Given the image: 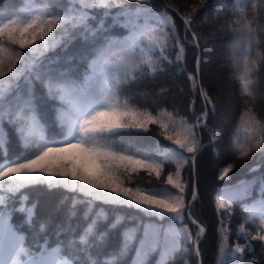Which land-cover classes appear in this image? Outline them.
<instances>
[{
    "label": "snow or ice",
    "instance_id": "snow-or-ice-1",
    "mask_svg": "<svg viewBox=\"0 0 264 264\" xmlns=\"http://www.w3.org/2000/svg\"><path fill=\"white\" fill-rule=\"evenodd\" d=\"M133 2L138 5L136 8L129 6ZM234 2L239 3L240 0ZM26 3L32 7L24 12L17 10L5 14L0 11V41H3L6 34L8 43H18L23 50H11L14 59L9 60L7 71L4 70L5 60L0 56V155L4 157L0 159V264H120L121 257L127 255L130 246L136 242L137 230H125L118 251L94 256L91 250L102 245L109 232L121 223L119 216L109 223L107 211L103 207L96 208L97 202L134 208L147 216L172 221L169 228L163 230L151 225L144 226L143 238L139 240L133 261V264H144V258L163 245L160 264H167L168 257L174 256L179 250L180 241L187 244L192 240L187 225L176 227L174 222L179 220L183 224L187 218L192 223H197L192 219L190 211L197 193L193 189L192 200L185 204L186 185L179 179L174 180L171 174L167 177V184L177 189L176 194L169 189L149 187L139 182L135 188L125 186L126 183L132 184L133 174L138 175L141 169L150 170L159 178L164 162L158 164L150 161L147 150L137 148L133 151L131 146L118 151L115 138L122 130L147 131L150 124L159 123L148 109H137L130 102L132 97L125 96L121 99V85L136 82V73L143 72L145 67L150 69L149 75L154 78L157 73L156 65L167 59L163 52L168 41L177 35L174 22L164 13H154L150 8L143 7L144 4H150L151 0H66L65 7H58L56 0H26ZM113 9L119 11L113 15ZM95 10H103V16L93 26L89 22L97 19ZM109 16L114 23L127 28L128 35L123 39L106 36L103 44L93 49L82 82L71 78L70 68L57 69L55 61H49L47 67H44L48 54L61 47L66 49L77 34L85 41H95L98 35L107 31L105 19ZM142 17L144 22L140 23ZM152 17H156L162 26L154 27L150 22ZM169 27L172 29L171 33L167 31ZM17 32L19 40L16 39ZM28 34L31 39L27 38ZM193 38L195 39V34ZM247 40L250 50L255 41L251 28ZM177 43H180L178 37ZM157 49L161 52L159 56L155 55ZM249 50L245 51L246 56ZM9 51L0 42V53ZM183 58L184 48L181 45L176 59L179 61ZM71 60L68 57L65 62L70 63ZM244 68V74L239 77L242 92L251 97V86L255 82L247 77L253 68L247 63ZM34 81L43 84L49 99L58 100L63 105L56 109L57 123L63 129L59 137L48 138L36 132L40 118L32 88ZM202 95L206 107L201 116L188 126L190 136L174 141L189 153H195L200 148L196 130L205 126L207 105L212 103L206 92ZM168 115L171 116L170 113ZM5 121L15 127L23 147L34 149L32 155L11 160L7 158L8 136L3 129ZM252 123L258 126V139L251 134ZM245 124V131L249 133L248 143L264 154V126H260V121L254 115ZM40 126L44 127L42 124ZM160 126L168 127L167 124ZM234 145L240 146L236 141ZM169 152L181 156L174 149H166L165 160L168 159ZM248 152L249 149H246L240 152V156H247ZM182 159L186 163V158ZM182 166H177V177ZM230 171L231 166L225 168L220 179H224ZM124 174L129 177L127 181L122 178ZM36 185H46L50 190L62 188L75 194L67 208L66 222L55 229L54 244L48 236L50 221L37 218L38 204L29 203L30 196L25 191ZM248 187L244 186L245 194ZM17 197L18 203L14 207H8L9 201ZM235 198L239 197L221 199L218 193L217 212L229 208L230 202ZM225 200L229 203H225ZM64 203L61 201L60 206L63 207ZM82 206L84 210L80 212ZM186 209L189 210L187 216ZM242 211L247 212V217L238 226V234L244 232L245 224L257 219L260 221L259 227L264 230V180L261 181V198L252 205H244ZM13 213L22 214V223L35 232L36 238L31 243L27 234L12 224ZM78 215L85 224L79 235H76L71 221ZM102 224L107 225L103 230L100 228ZM221 224L223 225V221ZM197 226L198 243L205 234L206 227ZM220 231L223 232L224 229L221 228ZM68 233L72 235L67 240L61 239ZM252 239L261 241V247L264 248V234L258 231ZM245 249L252 251L253 246L246 242L243 246H237L229 255L233 261L244 264L243 256L237 258L235 253H244ZM77 251L85 254L83 260L75 254ZM223 252L222 247L221 253ZM196 254L199 255L198 249Z\"/></svg>",
    "mask_w": 264,
    "mask_h": 264
},
{
    "label": "trees",
    "instance_id": "trees-1",
    "mask_svg": "<svg viewBox=\"0 0 264 264\" xmlns=\"http://www.w3.org/2000/svg\"><path fill=\"white\" fill-rule=\"evenodd\" d=\"M129 6L136 8L138 5L133 2ZM143 7L171 17L177 35L168 41L163 52L167 59L156 65L157 73L154 78L149 75L150 69L145 67L143 72L136 73V82L121 85V99L125 96L132 97L130 102L133 105L143 110L148 109L159 123L150 124L147 131L122 130L117 134L115 143L118 151L131 146L133 151L137 148L147 150L148 158L164 162L159 178L155 173L144 169L138 175L133 174L132 187H137L139 182L149 187L169 189L176 194L177 189L167 184V177L171 174L174 180L179 179L186 185L185 204L192 200L193 189L197 193L190 209L192 219L197 223L194 224L187 218L183 224L179 220L174 222L176 227L186 224L192 240L187 244L180 241L179 250L174 256L168 257L167 264H218V261L219 264H238L229 253L246 242L253 246V250L236 252L235 257L243 256L244 264H264L261 241L252 239L258 231L264 234V230L259 227V219L245 224L244 232L238 234V226L247 217V212L242 211V207L252 205L261 198V181L264 180V154L248 143L249 133L245 131V121L253 115L260 121V126H264V0H240L239 3L234 0H151L150 4H144ZM21 8L23 4L16 5L17 10ZM117 11L119 9H113V15ZM94 15L97 19L89 22L93 26L103 16V10H95ZM139 22H144L143 17ZM150 22L156 28L162 26L156 17H152ZM105 26L107 31L100 34L103 42L106 36L123 39L128 35V29L114 23L111 16L105 19ZM249 28L255 34L250 50L247 40ZM167 31L171 33V27ZM181 45L184 48V58L177 61ZM246 50H249L247 56ZM155 55H161L160 49H157ZM245 63L253 68L247 77L255 82L251 86V97L243 94L239 78L246 70ZM87 68L88 65L82 66L84 74ZM203 92L207 93L212 103L207 105L205 126L196 130L200 148L195 153H189L174 141L190 136L188 126L201 116L206 107ZM249 109L252 111L249 112ZM161 124H167L168 127L163 128ZM257 127L252 123L251 134L258 139ZM3 129L8 136V159L32 155L34 149L23 147L16 132L6 121L3 122ZM234 141L240 146L235 147ZM166 149H174L181 156L169 152L168 159L165 160ZM246 149H249L248 155L240 156V152ZM181 157L186 158V163ZM3 158L0 155V159ZM178 164L183 165L179 177L176 175ZM229 166L231 171L224 179H220L223 170ZM245 185L249 186L247 194L244 193ZM25 191L30 196L29 203L38 204L37 218L50 221L48 236L54 244L55 229L66 222L67 208L75 194L62 188L50 190L45 185H36ZM218 193L221 199L229 196L239 198L233 199L229 208L221 209L218 213ZM61 201L65 202L63 207L60 206ZM17 203L18 197L11 199L8 207H14ZM225 203L229 201L225 200ZM101 207L107 211L109 223L117 216L121 218V223L109 232L102 245L91 250L94 256L118 251L125 230H137L136 242L130 246L127 255L121 257L120 264H133L139 240L143 238L144 226L151 225L163 230L173 223L167 218L147 216L134 208L97 202L96 208ZM83 210L82 206L80 212ZM188 211L185 210L186 216ZM23 219L22 214L13 213L11 222L27 234L31 243L36 234L22 223ZM71 223L74 233L79 235L85 221L78 215ZM197 225L206 227V232L198 243ZM106 227V224L100 225L101 230ZM221 228L224 229L223 232L220 231ZM70 235L72 233L61 239L67 240ZM163 239L161 231V241ZM162 246L149 253L144 258V264H160ZM197 249L199 255L196 254ZM75 254L81 260L85 258L82 252L77 251Z\"/></svg>",
    "mask_w": 264,
    "mask_h": 264
},
{
    "label": "rangeland",
    "instance_id": "rangeland-1",
    "mask_svg": "<svg viewBox=\"0 0 264 264\" xmlns=\"http://www.w3.org/2000/svg\"><path fill=\"white\" fill-rule=\"evenodd\" d=\"M0 3H1L0 11L4 12L5 14L16 12L17 11L16 5L19 3L23 4V8L19 9L20 12H24L26 9L32 7L31 5H28L25 0H2ZM56 4L58 7H65L66 0H56ZM27 38L31 39V35L28 34ZM16 39L17 40L20 39L18 32L16 33ZM0 42H3L4 45L10 49L9 52L0 53V56H2L5 60L4 70L7 71V65H8L9 60L14 59V56L11 50H14V51H23V50L19 48L18 43L15 45H11L10 43H8L6 34H5V38L3 39V41H0ZM102 44H103V40L100 35L96 37L95 41H92V40L85 41L83 37L77 34L74 37V39L71 40V42L69 43L66 49L64 47H61L49 53L45 61L44 67L45 68L47 67L49 61H55L56 63L54 66L57 69L65 68V67L70 68L71 78L76 80L77 82H82L83 77H84V73L81 69L82 66L88 65V60L91 59L92 57L93 49L96 46H99ZM68 57L72 58L70 63L65 62V59ZM21 85L23 87V82H21ZM32 88H33L34 95L36 97L35 103L37 106V114L40 118V124L36 126L37 134L44 135L48 138L59 137L60 135H62L63 129L57 123L56 109L59 107H62L63 105L58 100L48 98L47 89L43 86V84L40 81H34L32 84ZM9 99H11V97H9ZM136 108L140 109L138 107ZM140 110H143V109H140ZM41 124L44 125V127H41L40 126ZM10 126L15 131V127L12 125ZM128 130H137V129H128ZM149 160L159 164L158 161L152 158H149ZM122 178L125 181H127L129 177L127 174H124ZM125 186H131V185H128L126 183Z\"/></svg>",
    "mask_w": 264,
    "mask_h": 264
}]
</instances>
